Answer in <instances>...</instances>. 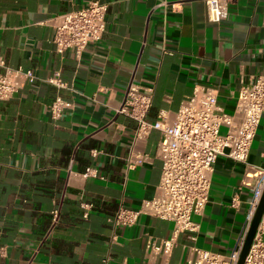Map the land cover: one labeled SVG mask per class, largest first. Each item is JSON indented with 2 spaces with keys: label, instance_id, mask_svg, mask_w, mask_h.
<instances>
[{
  "label": "crops",
  "instance_id": "0c3cea01",
  "mask_svg": "<svg viewBox=\"0 0 264 264\" xmlns=\"http://www.w3.org/2000/svg\"><path fill=\"white\" fill-rule=\"evenodd\" d=\"M90 1L0 0V75L22 68L39 79L0 101V264H102L108 257V264H163L147 247L169 238L172 223L148 216L129 228L113 223L121 207L136 211L155 197L162 173L160 133L136 140L137 122L120 114L128 91L153 98L152 123L179 111L195 87L215 90L232 115L242 86L264 79V0H238L221 23L209 20L206 0H103L102 40L81 56L59 55L53 19ZM56 74L69 89L46 82ZM58 97L73 108L55 122L49 107ZM135 155L148 161L128 170ZM88 168L103 179L84 178ZM257 168H264V117L245 164L218 158L209 204L194 217L198 239L182 235L170 264H185L193 245L234 251L253 197L245 176ZM82 205L92 206L87 218Z\"/></svg>",
  "mask_w": 264,
  "mask_h": 264
},
{
  "label": "built area",
  "instance_id": "2783aa9c",
  "mask_svg": "<svg viewBox=\"0 0 264 264\" xmlns=\"http://www.w3.org/2000/svg\"><path fill=\"white\" fill-rule=\"evenodd\" d=\"M238 0H206L209 20L221 23L230 18L231 9ZM108 5L103 0H91L87 7L59 15L53 19L52 43L59 55L73 50L77 56L89 45L102 40L107 27ZM32 70L6 68L0 75V101H9L26 86L38 82ZM60 89H69L59 74L46 81ZM151 96L130 89L120 109V114L137 122L136 140L146 139L152 131H158L161 142L158 157L162 163L160 183L151 201L143 203L139 210L121 207L113 221L115 229L129 228L140 217L148 216L173 224L169 238L160 243L150 242L147 256H161L163 264H170L174 249L182 235L195 244L200 226L194 217L202 216L209 204L214 167L219 157L236 163H246L252 144L264 117V79L252 80L240 89L237 105L232 115L225 114L219 107L216 91L209 87H195L192 95L173 116L159 113L155 122L147 116L153 107ZM73 104L58 97L49 107L50 118L59 121ZM98 151L93 152L97 156ZM148 161L142 155L132 156L128 170L136 169ZM84 178L103 179L96 170L88 168ZM244 185L253 189V197L245 225L234 251L224 256L205 251L197 246L189 249L185 264H238L241 251L250 230L264 192V168L252 169L247 173ZM237 200L233 201L235 206ZM88 217L92 206L82 205ZM114 234L111 245L118 244ZM4 256V249H0ZM109 257L102 264H108ZM245 264H264V214L256 236L246 257Z\"/></svg>",
  "mask_w": 264,
  "mask_h": 264
},
{
  "label": "water",
  "instance_id": "95a60500",
  "mask_svg": "<svg viewBox=\"0 0 264 264\" xmlns=\"http://www.w3.org/2000/svg\"><path fill=\"white\" fill-rule=\"evenodd\" d=\"M263 214H264V192H263V196L261 198V201L259 203V206L256 210L253 221L251 223L250 230H249L247 237L245 239L238 264H245L246 257L249 253V250H250L252 243L254 241V238L256 236L257 230H258L259 225L261 223V220L263 218Z\"/></svg>",
  "mask_w": 264,
  "mask_h": 264
}]
</instances>
